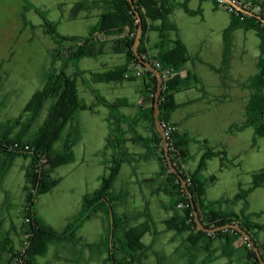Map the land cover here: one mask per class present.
Segmentation results:
<instances>
[{
  "label": "crops",
  "instance_id": "0c3cea01",
  "mask_svg": "<svg viewBox=\"0 0 264 264\" xmlns=\"http://www.w3.org/2000/svg\"><path fill=\"white\" fill-rule=\"evenodd\" d=\"M84 1L95 3L98 0ZM210 1L216 5V10L221 14H231V12L224 8H217L218 5L214 0H172L171 2L174 3L176 7L169 16V22L176 27V30L165 32L162 30V23L160 21L154 22L153 25L155 30L148 34L145 43V48L149 50V55L155 60L158 59L160 55L158 44L161 35H164V39L167 40L165 50L172 49L174 42L178 40L185 46L184 39L180 33L181 29L179 28V23L176 19L177 13L183 18L186 17L184 18L185 20H192L193 25L202 30L204 29L205 21L202 7L205 4V9L208 10ZM80 2L82 1L64 0L60 3L59 8L60 10L64 9L65 11H68L72 7V14L67 17L70 21H76L82 16V14H84L86 19L96 18L98 20V25L102 13L101 10L95 8L91 11L75 12V6ZM23 10L24 15L30 11H26L25 3ZM225 17V22L219 26L218 34L220 35L222 31L225 32L232 21V16H230V18H228V16ZM61 19H64L63 13ZM25 25L28 24L25 23ZM95 26L90 27L89 34ZM244 29L245 28L236 29L230 34L228 39L225 38V34L221 41L217 38L219 50V55L217 57L220 61L211 62V64L205 62L206 67L211 70V73H216L213 77V87H211L216 88L213 93L204 83L200 82L199 73L194 66L195 61H200L203 58H201L200 55L197 57L191 56L187 50L189 60L177 71L178 76L185 84L179 91L174 93V100L177 104V108L171 113L169 118L170 124H172L178 134L190 137L189 151L193 156L192 160L195 159L196 161H201L203 154L208 150L225 152L226 160L223 161L221 157L210 159L207 162L206 168L201 172L200 177L206 183L205 204H215V210L233 212L236 214L242 212L244 201H236L237 204L233 207L230 202L231 198L236 197L241 190L246 191L253 188L256 176L264 172V156L261 155L264 137H258L252 127L236 129V127H241L245 124L246 115H242L241 113L236 114L234 112L235 104L231 103L232 94H241L245 96V98L251 99L257 90L258 58H254L253 61V66L256 68L253 73V76L255 77L254 85L252 84L248 86L249 83L246 80L239 82V79H236L238 78L236 76H234L233 79H230L232 76L230 59L232 49L235 47L236 35H242L244 33L246 40V33L249 32V37L254 33L252 29ZM152 33L156 35L151 36L153 35ZM207 33L208 31L206 30V34ZM254 36H256L255 33ZM65 37L76 36L68 34ZM205 38H208V36H205ZM100 40L105 42L106 50L103 55L107 56L110 60L108 64L106 63L109 65L106 72L127 65V59L124 54H115L112 51V39L100 37ZM71 45L76 46L77 43H71ZM255 45H257V41L255 42ZM69 47L70 44L66 45V48ZM56 48L57 45L53 41V44L46 49L49 61H52V69H50L49 72H60L65 70L69 76L76 78L79 99L85 104L93 106L92 110H82L75 114L73 120L68 124L70 129L68 130L66 127L62 134V146L59 151L65 147L64 136L67 130L70 132L71 129H75V137L71 140L74 141V146L76 148L82 147L84 138L81 135L82 131L79 129L81 119L84 123L96 125L100 130L99 141L93 146L90 155V158L95 160L93 176V180L95 181L94 188H85V190H83L84 188H81L79 191V199H81V203L77 207L75 211L76 213L72 216V221L78 216L83 208L84 196L94 193L101 187L102 177L109 173V168L111 166L110 160L113 159L114 156L113 149L104 151L107 138L111 134L113 122L110 119L113 112L110 108L97 104V100L90 90V88H92L110 103H115L117 101L125 102V105L119 108V113L122 116L121 127L122 132H124L123 139H125L124 148L134 159L131 162L122 164L120 174L122 173L124 164L134 165L136 169H143L146 167V164L151 161H156L159 165L158 170L151 175L145 173L147 177L143 179V183L149 193L143 197L141 196V192L137 197L135 193L129 191L128 185L118 184L119 174L114 185V193L117 195L115 189L119 187L121 189L120 196L122 197V201L117 203L115 214L122 220L127 219L130 225L135 227L147 222L158 224V221H156L153 216V210L155 209V211H157L156 214L159 215V224L161 225L157 227L156 231L152 230L151 233L143 238V243L148 247V251H150L151 248L153 249L149 252L154 255L153 264H190L192 261L190 260V257L193 256L195 251L187 243L189 233L179 235L171 229L172 222L176 219L174 204L177 197H175L170 191L166 177L158 175L161 170L159 162L161 152L158 145L155 143L156 129L147 119H140L136 123H132L134 118H137L139 114L153 106V98L147 87L149 80L143 76H134L136 72L140 71L143 73L142 68L129 66L128 72L132 76V79L130 80L123 79L119 81L95 83L92 81L91 74L99 72L75 68L74 64L68 59L67 55L69 50L68 52H66V50L63 52V57L54 60L52 52ZM81 61L82 59L78 64H80ZM118 62L120 63L119 65H117ZM79 71L83 73L79 75ZM4 77L7 82L9 75L4 74ZM82 77L88 79L83 83L82 87H80L78 80ZM4 85L5 82L3 85L0 84L1 87ZM99 85H102L103 88L100 89ZM241 87L244 90H242ZM118 90H120L121 93H116ZM193 91H195V94H193ZM108 97L110 99H108ZM97 116H100V118H97ZM219 119H223V121L218 123ZM137 137L146 140L147 146L145 147L135 143L134 141ZM146 155L149 156L148 159H142ZM259 161H261V164ZM190 162L185 166V170L189 174H193L196 170L192 171V169H190ZM77 165L76 169L80 171L88 165L86 157L81 154V151L77 154ZM244 165H246V176L248 179L242 182L241 177L244 174ZM2 171L4 170L0 169V195L2 193L5 194V201H0V260L1 264H6L11 257L7 252L9 247H13L16 252L23 251V246L28 237L26 234L27 198L25 197L21 206L16 207L19 211H16V218L18 221L17 224H15L9 213L11 204L8 202V198L10 195L8 194V190L5 191L2 187V182L5 180L2 178V175L4 174V172L2 174ZM61 183L50 192H53L56 188L60 187ZM228 186H231V194H227L226 192H221V194H219L220 192H214L219 189L227 190L229 189ZM141 197L142 201L145 202L144 205L135 208L136 210H130L131 202H135L136 199L140 200ZM247 202L248 210L246 214L250 216L252 222L263 227L261 231L256 232V237L260 243H264V184L252 189L248 195ZM179 211L180 210H178V212ZM36 212L38 219L48 225L47 221L41 216L38 204L36 205ZM148 216H151V219H148ZM93 218L98 219L101 225V230L98 231L96 236L82 232L87 227V223ZM106 228L107 223L104 214H95L79 228L77 239L51 243L46 255L37 257L36 264H111V262H109L111 252L110 247L108 246V238L105 231ZM147 237H151L152 239ZM146 238L148 239L147 241H145ZM162 242L170 244V253L168 251L167 253L163 251L165 245L162 244ZM225 244V239H218L213 243L212 248L215 261L224 259V264L246 263V252L243 243H237L235 256L231 259L223 257L222 250ZM117 248H119V246H117ZM148 251L146 252L147 256L149 254ZM147 256L145 257L143 264H150L148 263ZM207 257V254H202V258L197 260L196 264H203Z\"/></svg>",
  "mask_w": 264,
  "mask_h": 264
},
{
  "label": "trees",
  "instance_id": "16d2710c",
  "mask_svg": "<svg viewBox=\"0 0 264 264\" xmlns=\"http://www.w3.org/2000/svg\"><path fill=\"white\" fill-rule=\"evenodd\" d=\"M23 1L26 11L35 10L44 16L46 34L57 45V48L52 52L54 60L63 57V52L65 50L68 52L69 50L67 55L68 59L76 66L83 58H96L105 54V42L101 41L99 39L100 37L112 39V51L115 54H124L127 59V65L106 73H92V81L95 83L132 79V76L126 78V75L129 74L128 67H141L140 61L133 51L136 33L141 23L144 32L139 46V54L157 70L164 72L170 68L177 72L189 60L187 49L179 40L174 42L172 49L165 50L167 40L164 39V35H161L158 44V48L160 49L158 59L155 60L152 58L149 55V50L145 48L148 34L155 30L154 22L160 21L162 23V30L165 32L176 30V27L169 22V16L176 7L171 2L172 0H133L134 7H132L128 0H98L95 3L82 1L76 4L75 12L91 11L95 8L100 9L102 12L99 24L92 28L87 37H65L60 35L57 32L56 24L49 21L39 8L29 0ZM235 1L244 9L261 15L264 18V0ZM214 2L216 3V0ZM136 11L141 15V23ZM25 23L28 24L26 20ZM238 28L257 31L261 40V57L259 61L256 93L251 97L247 105L245 124L241 127H236V129L252 127L258 137H264V25L255 17L247 16L239 11L237 13L232 12V21L225 31V38L228 39L230 34ZM71 43H77V45L72 46ZM68 44H70V47L66 48ZM157 62L161 63V68L157 67ZM142 70V76L149 80L147 87L154 99L157 80L152 73L144 69ZM81 73L83 72H78L79 75ZM184 84V81L178 75L163 82L160 97V119L165 125L170 124V115L177 108L174 93L179 91ZM90 90L94 94L98 105H104L113 112L110 119L113 122L111 134L107 138L104 150H114L113 165L109 168V174L102 177L101 187L94 193L84 196L81 212L63 232L53 229L38 219L36 205L40 195L50 192L58 185L59 179L53 177L56 169L61 165L73 161L72 148L74 141L67 144L68 154L64 159L60 158L63 152L54 151L56 143L59 142L65 128L73 120L77 112L93 109V106H89L79 99L77 79L69 76L65 70L49 72L46 77L45 86L33 95L19 118L15 119L9 126L4 128L0 127V153L8 161H11L15 157L31 158L26 170L25 187V191H27L26 234L28 237L23 246V251L16 252L13 247H9L7 252L11 257L6 264H36L37 257L46 255L51 243L77 239L79 228L97 213H103L107 223L105 231L111 252L109 259L111 264H143L147 256L146 252L148 251V247L143 243V238L150 233L148 224L145 223L133 227L127 219L122 220L115 214L116 205L122 201V197L114 193V185L119 176L122 164L131 162L134 159L124 148L125 139H123L124 132H122L121 127L122 116L119 113V108L124 106L125 102L117 101L110 103L96 90L92 88ZM48 100H51L52 103L46 119L32 134L29 133V129L39 120L45 103ZM25 116H27V121L23 122ZM140 119L149 120L156 129L153 106L139 114L137 118H134L132 123H136ZM170 125L172 126V124ZM20 126L22 129L17 132L15 137L12 136L14 131ZM24 141H27L25 143L28 145L23 146ZM190 141V137L178 134L174 127L172 133L168 136L172 162L179 175L183 176L188 184L201 221L208 228H217L228 224L239 225L251 235L264 260V243H260L256 237V232L261 231L263 227L252 222L250 216L246 214L248 210V195L254 187L264 184V172L256 176L253 188L246 191L241 190L234 198L235 201H244V207L240 214L215 210V204H205L206 183L201 179L200 174L206 168L207 162L210 159L221 157L225 161L226 154L225 152L208 150L203 154L197 171L189 174L185 170V166L193 158L189 151ZM134 142L145 147L147 146V141L139 137ZM155 143L161 152L159 157L161 170L158 175L166 177L170 191L177 197L174 204L176 219L172 222L171 229L179 235L189 233L187 243L192 249L197 253H205L208 255L203 264H209L215 261L212 247L213 243L218 239H225L226 241L222 250L223 257L228 259L233 258L237 250V243H243L246 252L245 264H260L256 253L246 243L240 233L227 230L215 234H208L197 229L189 198L177 175L173 174L169 169L164 155L163 140L157 130ZM25 147H28V149H25ZM146 156L142 159H148L149 156ZM2 165L8 167L10 163ZM180 204L184 205L185 208L179 209L178 206ZM178 210L180 211L178 212ZM112 218L113 223H111Z\"/></svg>",
  "mask_w": 264,
  "mask_h": 264
},
{
  "label": "rangeland",
  "instance_id": "374dc122",
  "mask_svg": "<svg viewBox=\"0 0 264 264\" xmlns=\"http://www.w3.org/2000/svg\"><path fill=\"white\" fill-rule=\"evenodd\" d=\"M29 1L39 8L46 15L49 21L56 24L57 32L62 36L69 34L76 37H87L90 27H93L98 23L96 18L86 19L84 14H82V16H80L76 21H70L67 17L72 14V7L68 11H65L64 9L60 10L59 8L60 3L64 0ZM205 6L206 5L204 4L202 7L205 20L204 29L202 30L195 27L192 20H185L184 18L186 17L183 18L178 13L176 19L179 23L178 25L181 29L180 33L184 39L185 46L187 47L190 55L194 57L200 55L201 58H203L200 61H195L194 66L199 73L200 82L204 83L213 93L216 88L211 87H213V77L216 73H211V70L206 67L205 62L211 64V62L220 61L217 57L219 55L217 38L221 41L225 32L222 31L221 35L218 34L219 26L225 22V16L230 18L232 13L221 14L216 10V5L212 1L209 2L208 10L205 9ZM23 7L24 3L22 0H0V84L3 85L5 82L3 87L0 86V127L3 128L9 126L15 119L19 118L36 91L43 87L46 82L47 74L49 73V70L52 69V61H49L46 49L53 44V40L45 33V18L35 10H30L24 15ZM217 8H219V6H217ZM62 13L64 14V19H61ZM25 19L28 22V25H25ZM206 30L208 31L207 34ZM253 32L256 36H254ZM253 32L251 37H249V32L246 33V40L244 33L242 35H236L235 47L232 49L230 59L232 75L230 79H233V77L236 76L238 77L236 79H239V82L246 80L249 83L248 86L252 84L254 85L255 83V77L253 76L256 69L253 66L254 58H258V76L259 61L261 57L260 38L256 30H253ZM152 34L153 35L151 36L156 35L154 33ZM205 36H208V38H205ZM256 41L257 45H255ZM105 50L106 47H104V51ZM109 62V58L103 55L97 58H84L80 64L74 66L75 68H80L82 70H94L99 73H106L107 68H109V65H107ZM119 64L120 63L118 62L117 65ZM4 74L9 75L7 82ZM87 79L88 78L86 77L80 78L78 80L79 86L82 87L83 83H85ZM99 87L100 89L103 88L102 85H99ZM241 89L244 90L242 87ZM116 93L121 92L118 90ZM193 94H195V91H193ZM108 99L110 98L108 97ZM249 101L250 98L247 99L241 94L235 93L231 96V103L235 104L234 112L236 114L241 113L242 115H246ZM51 103V100H48L45 103L39 120L33 125V127H31V129H29V133L32 134L34 130L42 125L48 115ZM97 118H100V116H97ZM25 121H27V116L23 119V122ZM222 121L223 119H219L218 123ZM67 128L69 130L70 126L68 127L67 125ZM21 129V126L18 127L12 136L15 137L17 132ZM79 129L82 131L81 135L84 138L82 147L76 148L73 146V161L59 166L53 173V177L59 179V183L62 182L60 187L56 188L53 192L40 195L37 200L42 218L45 219L48 225H50L53 229L61 232L64 231L71 223L73 219L72 216L76 213L75 211L81 203V199H79V191L81 188H84L83 190H85V188H94L95 181L93 180V176L95 160L90 158V155L93 146H95L99 141L100 130L96 125L84 123L82 119L80 121ZM68 130L64 136L65 148L61 150L63 154L60 158L63 159L68 154L67 144L75 137V129H71L70 132ZM25 142L27 141H24V144H22L23 146L28 145ZM61 146L62 141L60 139L59 142L56 143L54 151L59 152ZM79 151H81V154L86 157L88 162V165L82 169V171L76 169L78 166L77 154ZM261 155L264 156V143L261 148ZM30 161V157H15L11 161H8V159L0 153V169L4 170L2 171V174L4 172L2 178L3 180L5 179L2 182V187L5 191L8 190V194L10 195L8 198V202L11 204L9 213L15 224H17L18 221L16 218V211H19L16 207L22 205V202L27 195V191H24V189L26 187V170ZM110 162L112 166L113 159H111ZM7 163H10L8 167L2 165ZM199 163L200 160L196 161L193 159L190 162V169H192V171H197ZM259 163L261 164V161H259ZM158 168L159 165L156 161L148 162L146 167L143 169H136L134 165L124 164L122 173H119L120 176L118 184L128 185L129 191L135 193L137 197L140 192L142 193V197L146 196L149 191L143 183V179L147 177L145 173L147 175H151L157 171ZM246 173V165H244V174L241 177L242 182L248 179ZM228 188L229 189L227 190L219 189L214 192H220L219 194H221V192L231 194V186H228ZM115 190L117 195L120 196L121 189L117 187ZM4 196V193L0 195V201H5ZM142 197L140 200L136 199L135 202H131L130 210H136L135 208L144 205L145 202L142 201ZM234 198L235 197L231 198L230 201L233 207L237 204ZM156 212L157 211L154 209L153 216L154 219L158 221V224L153 222L146 223L149 226L150 233L152 230L156 231L157 227L161 225L159 224V215H157ZM148 219H151V216H148ZM87 224V227L84 231H82L83 233H90L96 236L98 231L101 230L100 222L96 218H93ZM147 238L152 239L151 237ZM147 238L145 241L148 240ZM162 244L165 245L163 251L165 253H167V251L170 253V244H167L166 242H162ZM152 250L153 249L151 248L150 251ZM150 251H148V253ZM201 258L202 254L194 252L193 256L190 257V260H192L190 264H196V261ZM147 259L148 263L153 264V253H149ZM224 262V259H220L216 260L212 264H224Z\"/></svg>",
  "mask_w": 264,
  "mask_h": 264
},
{
  "label": "water",
  "instance_id": "95a60500",
  "mask_svg": "<svg viewBox=\"0 0 264 264\" xmlns=\"http://www.w3.org/2000/svg\"><path fill=\"white\" fill-rule=\"evenodd\" d=\"M130 2V4L132 5V7H134V2L133 0H128ZM224 2L228 5H231L234 9H236L237 11L250 16V17H255L257 18V20H259L263 25H264V18L261 15L255 14L254 12L248 11L246 9H244L242 6H240L239 4H237L236 2H234L233 0H224ZM137 17L141 23V15L139 12L136 11ZM143 25L142 23L140 24L137 33H136V37H135V41H134V45H133V51L136 55V57L139 59L140 61V66L142 69H144L147 72L152 73L156 80H157V89L154 95V99H153V108H154V122H155V126H156V130L157 132L160 134L162 140H163V147H164V155H165V159L166 162L169 166V169L171 170V172L175 175H177V177L179 178L183 188L186 191V194L189 198L190 201V205L193 209V214H194V221L195 224L197 226V229L199 231L208 233V234H215L217 232H221V231H227V230H233L236 231L238 233L241 234V236L243 237V239L246 241V243L254 250V252L257 255V258L260 262V264H264V260L261 256V253L258 249V247L256 246L255 242L253 241L252 237L250 234H248L245 230H243L239 225L236 224H228V225H224L221 227H217V228H208L206 227L203 222L200 219V215L199 212L196 208V204L193 200L192 194L188 188V184L185 181V179L183 178V176L179 175L177 169L175 168L172 159H171V155H170V146H169V142H168V138L166 136L165 133V128L163 123L161 122L160 119V113H161V109H160V97H161V93H162V89H163V78L161 75V72L158 71L150 62L146 61L144 58H142V56L139 54V46L141 44V39H142V35H143ZM111 223H113V218ZM112 239V236H111Z\"/></svg>",
  "mask_w": 264,
  "mask_h": 264
},
{
  "label": "built area",
  "instance_id": "2783aa9c",
  "mask_svg": "<svg viewBox=\"0 0 264 264\" xmlns=\"http://www.w3.org/2000/svg\"><path fill=\"white\" fill-rule=\"evenodd\" d=\"M234 2H236L235 0H233ZM237 3V2H236ZM216 4L219 6V7H221V8H224L225 10H227V11H229V12H235V13H237L238 11L236 10V9H234L231 5H228V4H226L225 2H224V0H216ZM238 4V3H237ZM157 67L158 68H161L162 67V65H161V63L160 62H157ZM158 71H160V70H158ZM161 72V75H162V78H163V81L164 80H169V79H172V78H174V77H176L178 74H177V72L175 71V70H173V69H166L164 72H162V71H160ZM128 76H131L130 74H127L126 75V78H128ZM134 76H136V77H141L142 76V72H136L135 73V75ZM164 125V128H165V133H166V136H167V138H168V136H169V134L170 133H172V131H173V126H171L170 124H168V125H165V124H163ZM26 149H28V147H25ZM178 208L179 209H184L185 208V206L184 205H182V204H180L179 206H178ZM22 264V263H21Z\"/></svg>",
  "mask_w": 264,
  "mask_h": 264
}]
</instances>
